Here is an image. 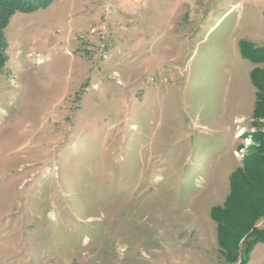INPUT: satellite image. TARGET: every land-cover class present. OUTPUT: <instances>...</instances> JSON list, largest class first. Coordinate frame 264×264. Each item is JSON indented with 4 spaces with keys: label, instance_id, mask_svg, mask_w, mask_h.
I'll use <instances>...</instances> for the list:
<instances>
[{
    "label": "rangeland",
    "instance_id": "obj_1",
    "mask_svg": "<svg viewBox=\"0 0 264 264\" xmlns=\"http://www.w3.org/2000/svg\"><path fill=\"white\" fill-rule=\"evenodd\" d=\"M5 36L0 264H264L212 218L256 145L264 0H53Z\"/></svg>",
    "mask_w": 264,
    "mask_h": 264
},
{
    "label": "trees",
    "instance_id": "obj_2",
    "mask_svg": "<svg viewBox=\"0 0 264 264\" xmlns=\"http://www.w3.org/2000/svg\"><path fill=\"white\" fill-rule=\"evenodd\" d=\"M53 0H0V74L9 60V43L5 30L18 12H30L39 7H47ZM254 62L252 79L257 88V102L253 118L260 120L258 132L252 137L256 145L230 176L231 195L224 210L214 209L212 218L218 222V242L237 248L245 243L250 250L259 240H264V230L254 233V225L264 217V46L247 53ZM242 226L234 243L223 240L224 226ZM239 228V227H238ZM223 231V232H222Z\"/></svg>",
    "mask_w": 264,
    "mask_h": 264
}]
</instances>
